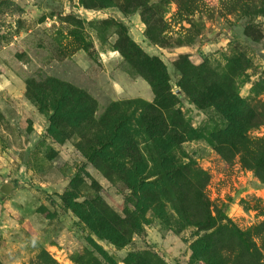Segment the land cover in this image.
<instances>
[{
	"label": "rangeland",
	"instance_id": "obj_1",
	"mask_svg": "<svg viewBox=\"0 0 264 264\" xmlns=\"http://www.w3.org/2000/svg\"><path fill=\"white\" fill-rule=\"evenodd\" d=\"M13 1L0 264H264V0Z\"/></svg>",
	"mask_w": 264,
	"mask_h": 264
},
{
	"label": "trees",
	"instance_id": "obj_2",
	"mask_svg": "<svg viewBox=\"0 0 264 264\" xmlns=\"http://www.w3.org/2000/svg\"><path fill=\"white\" fill-rule=\"evenodd\" d=\"M13 5H16V3L13 0H0V10H1L0 12H3L2 9L4 7H9V6H13ZM223 114L226 116V118H228V120L230 121L231 124H234V123H236V116H238L240 114V111H238L237 108L233 107V108H228V109L224 110ZM118 126L120 128H122V122L119 121L117 124V127H116V131L119 134L121 129H119V131H118ZM151 126H152L151 122H148L147 128H151ZM161 144H162L161 145L162 147H160V148L162 149L163 155L164 156L168 155L169 148H167L164 145V142ZM115 146L117 148V145H115ZM107 153H109V151L105 150L104 145H102L99 148V150H96L92 153V158H94V157L99 158V156H104V155L107 156V155H109ZM168 170H169L170 174H172V170H174V168L171 169L168 167ZM130 184H131L130 188L133 189V191L138 189V188L142 190V187H148V185H149V183L145 182L144 180H141L140 178L139 179H137V178L133 179L132 178ZM217 220L218 219L212 217V218L208 219V221L200 223L199 228L204 229V230L211 229L216 225Z\"/></svg>",
	"mask_w": 264,
	"mask_h": 264
},
{
	"label": "water",
	"instance_id": "obj_3",
	"mask_svg": "<svg viewBox=\"0 0 264 264\" xmlns=\"http://www.w3.org/2000/svg\"><path fill=\"white\" fill-rule=\"evenodd\" d=\"M10 184H8V183H5V184H3L1 187H0V189L2 190V191H4V192H8V191H10Z\"/></svg>",
	"mask_w": 264,
	"mask_h": 264
}]
</instances>
